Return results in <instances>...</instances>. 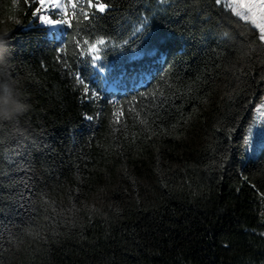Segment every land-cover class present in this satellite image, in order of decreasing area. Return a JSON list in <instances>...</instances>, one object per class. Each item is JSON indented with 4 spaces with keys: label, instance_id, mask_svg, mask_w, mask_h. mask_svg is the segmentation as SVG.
Instances as JSON below:
<instances>
[{
    "label": "trees",
    "instance_id": "16d2710c",
    "mask_svg": "<svg viewBox=\"0 0 264 264\" xmlns=\"http://www.w3.org/2000/svg\"><path fill=\"white\" fill-rule=\"evenodd\" d=\"M105 2L69 29L0 0L32 104L27 136L0 132V264H264V143L243 155L258 30L213 0Z\"/></svg>",
    "mask_w": 264,
    "mask_h": 264
},
{
    "label": "snow or ice",
    "instance_id": "6c2138e0",
    "mask_svg": "<svg viewBox=\"0 0 264 264\" xmlns=\"http://www.w3.org/2000/svg\"><path fill=\"white\" fill-rule=\"evenodd\" d=\"M160 2L166 3L167 0H160ZM213 2L227 9L230 15L243 20L246 25L251 27L254 34L258 30L257 39L261 44H264V0H213ZM69 6L72 9L71 15L68 11ZM110 7V2H105V0H95V2L94 0H67V3H65V0H39V6L35 8L33 15H38L39 20L46 25L70 29L74 26L82 27L84 22H90V18L95 17L97 13H105ZM54 15L59 18L54 19ZM142 23L146 24L147 19L145 18ZM83 45L86 46L87 54H95L100 51L99 45H105V39L102 37L97 38L94 43L84 39ZM77 47H80L79 41H77ZM64 51L65 49H60V52ZM81 54H85L84 49H82ZM99 59V55L92 56L93 63ZM74 75L76 82L83 86L82 93L85 99H99V93L91 90L79 73ZM120 114L119 111L115 113L117 117ZM87 118L89 120L93 119L92 116Z\"/></svg>",
    "mask_w": 264,
    "mask_h": 264
},
{
    "label": "clouds",
    "instance_id": "9594fccd",
    "mask_svg": "<svg viewBox=\"0 0 264 264\" xmlns=\"http://www.w3.org/2000/svg\"><path fill=\"white\" fill-rule=\"evenodd\" d=\"M7 34L0 31V132L10 136H27L24 117L31 111L32 104L13 75L15 61L5 39Z\"/></svg>",
    "mask_w": 264,
    "mask_h": 264
},
{
    "label": "rangeland",
    "instance_id": "374dc122",
    "mask_svg": "<svg viewBox=\"0 0 264 264\" xmlns=\"http://www.w3.org/2000/svg\"><path fill=\"white\" fill-rule=\"evenodd\" d=\"M130 24V23H129ZM264 94L255 103L243 136V155L253 156L264 143ZM260 218L264 221V200L261 203Z\"/></svg>",
    "mask_w": 264,
    "mask_h": 264
}]
</instances>
